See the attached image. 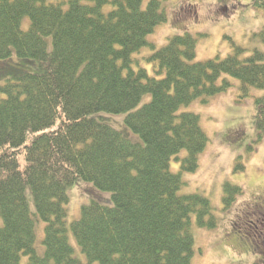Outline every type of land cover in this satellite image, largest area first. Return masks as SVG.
<instances>
[{
	"label": "trees",
	"instance_id": "obj_1",
	"mask_svg": "<svg viewBox=\"0 0 264 264\" xmlns=\"http://www.w3.org/2000/svg\"><path fill=\"white\" fill-rule=\"evenodd\" d=\"M166 20L163 0H0V264L192 263L217 212L182 192L209 142L186 107L235 85L264 138V27L197 60L190 32L153 39ZM223 190L227 208L243 191Z\"/></svg>",
	"mask_w": 264,
	"mask_h": 264
},
{
	"label": "rangeland",
	"instance_id": "obj_2",
	"mask_svg": "<svg viewBox=\"0 0 264 264\" xmlns=\"http://www.w3.org/2000/svg\"><path fill=\"white\" fill-rule=\"evenodd\" d=\"M252 2L163 0L167 20L159 24L152 37L162 46L172 35L187 31L197 38V60L226 56L233 42L249 45L251 34L264 27V13ZM237 89L234 85L206 104L196 100L186 107L200 113L209 142L197 170L183 173L187 184L182 192L208 195L217 212L213 228L195 225L196 252L191 264H264V138L255 139L253 98L239 99ZM115 122L121 124L122 117ZM240 156L243 169L238 166ZM176 163L173 160L171 167L178 170ZM227 182L243 189L229 208L223 205ZM88 190L83 183L71 189L70 220L76 219ZM250 206L255 215L245 213ZM240 236L252 244H243ZM71 239L75 243L72 235Z\"/></svg>",
	"mask_w": 264,
	"mask_h": 264
}]
</instances>
